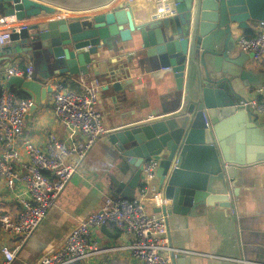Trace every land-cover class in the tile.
Returning <instances> with one entry per match:
<instances>
[{
  "label": "water",
  "instance_id": "1",
  "mask_svg": "<svg viewBox=\"0 0 264 264\" xmlns=\"http://www.w3.org/2000/svg\"><path fill=\"white\" fill-rule=\"evenodd\" d=\"M113 1L0 0V21L14 24L56 15L58 9H95ZM175 1L174 16L141 26L128 7L118 6L87 18L25 24L19 32L13 28V46L0 44V64L22 53L41 63L43 70L33 80L13 76L7 83L8 89L15 86L31 98L32 110L53 93L52 77L89 76L90 65L98 64L102 49L123 54L131 43L141 52L140 68L159 74L169 85L171 111L109 134L119 151V173L111 179L110 197L134 198L145 163L158 158L155 177L162 203L153 213L165 216L168 226L170 216L189 215L200 207L227 213L240 195L243 172L254 162L245 160L241 149L233 155L224 130L246 131L252 138L264 134V123L246 105L245 94L250 85L261 87L264 81L249 80L243 56L248 54L232 57L234 27L246 31L250 22H264V0ZM93 73L97 75L96 70ZM114 88L121 90V83ZM171 257L175 264L185 258Z\"/></svg>",
  "mask_w": 264,
  "mask_h": 264
},
{
  "label": "crops",
  "instance_id": "2",
  "mask_svg": "<svg viewBox=\"0 0 264 264\" xmlns=\"http://www.w3.org/2000/svg\"><path fill=\"white\" fill-rule=\"evenodd\" d=\"M118 6L128 7L133 14L136 25L141 26L155 19L156 7L148 0H114L109 6L88 10L69 11L58 9L56 15H43L24 22L11 23L7 19L0 21V33L8 32L22 25H35L60 18L81 19L104 13ZM256 22H250L249 29L244 31L234 27V37L239 34L253 35ZM5 46L13 45L7 43ZM127 50L116 53L109 49H102L99 62L90 65L87 77L79 75L57 76L71 82L72 88L79 90L81 82L101 87L98 109L102 114L103 123L109 134L120 129L155 121L170 115L173 98L169 85L164 77L140 68V51L129 43ZM235 48L232 57L242 55ZM140 55V56H139ZM244 69L250 73L249 80L253 83L264 81V67L245 54ZM0 67V87L13 92L18 100L29 99L17 87L7 88L10 78L7 69L11 66L20 68H34V75L43 70L40 62H36L28 54H18L9 61H3ZM97 71V75L93 72ZM127 73V71H129ZM161 70L160 73H163ZM55 78V77H52ZM51 80V79H50ZM49 80V84L51 81ZM116 82L121 83L122 89L114 88ZM51 85V84H50ZM257 85H250L246 91L248 99L254 96ZM29 110L24 125L23 138L30 140L40 148L54 139L67 145L83 141L84 137L73 127L62 122L53 110V93L47 96L46 102L35 109ZM169 113V114H166ZM264 123V119L260 118ZM240 131V130H239ZM225 129V140L233 155L242 150L245 160L254 162L243 172L240 181V195L234 199L232 208L225 213L221 208L213 210L200 207L189 215H172L169 221L170 242L174 249H183L194 253L185 256L178 264H264V134L260 138L250 136L246 131L232 133ZM109 134L100 138L89 153L82 166L75 157L65 159V164L77 166V173L59 197L56 206L39 227L33 237L21 248L13 264H38L47 253L59 249L63 240L80 222L98 211L104 200L110 197L109 186L111 179L118 175L119 151L109 140ZM0 140V153L4 150ZM23 161L27 157L24 149H20ZM158 161L159 159L156 158ZM143 179L141 180V183ZM141 185V184H140ZM150 198L155 200V207L161 206L158 195L157 179L148 182ZM138 191V189H137ZM137 193V192H136ZM161 195V194H160ZM26 197L25 185L18 181L13 187H8L4 180L0 184V217L9 215L18 219L22 207L19 199ZM152 202V200L150 201ZM170 203V202H169ZM114 227V226H113ZM112 225L92 231V236L100 249H106L82 264H140L133 260L131 253L125 247L132 242V238L115 231ZM2 244L16 248L18 242L0 232V247ZM2 256L0 255V260Z\"/></svg>",
  "mask_w": 264,
  "mask_h": 264
},
{
  "label": "built area",
  "instance_id": "3",
  "mask_svg": "<svg viewBox=\"0 0 264 264\" xmlns=\"http://www.w3.org/2000/svg\"><path fill=\"white\" fill-rule=\"evenodd\" d=\"M156 7L155 19L169 18L176 14L175 0H148ZM129 3L134 0H128ZM16 29L19 32L18 28ZM12 30L0 34V44L10 42ZM236 48L248 54L264 67V22H258L253 35L239 34L235 37ZM8 78L13 76L34 79V68L11 66ZM53 89V110L67 125L78 130L84 137L73 145L60 140H50L40 148L23 138L26 117L31 107L29 99L18 100L15 94L0 87V140L4 150L0 153V184L5 180L8 187L18 181L26 187V197L19 199L22 212L18 219L9 215L0 217V232L18 242L12 249L7 244L0 247V264H13L21 248L33 237L39 227L56 206L61 194L77 173L78 167L65 164V159L75 157L79 166L85 162L98 140L109 134L98 109L101 87L81 82L79 90L62 77L51 78ZM251 109L264 119V84L254 89V96L248 99ZM24 149L26 161L22 160L20 149ZM159 161L148 160L143 169L140 187L134 198H106L101 208L80 222L63 240V245L45 254L38 264L84 263L105 252L95 243L92 231L112 225L119 232L132 238L126 246L133 260L140 264H175L174 256H194L183 249H174L170 242L169 226L165 216L149 212L155 200L151 199L148 182L155 180ZM161 197L160 194L154 198ZM152 200V202H150ZM149 202V203H148Z\"/></svg>",
  "mask_w": 264,
  "mask_h": 264
},
{
  "label": "trees",
  "instance_id": "4",
  "mask_svg": "<svg viewBox=\"0 0 264 264\" xmlns=\"http://www.w3.org/2000/svg\"><path fill=\"white\" fill-rule=\"evenodd\" d=\"M247 35V34H246ZM247 36H250V35H247ZM113 227V226H112ZM114 228V227H113ZM116 229V228H114ZM115 231H118V230H115ZM119 232V231H118ZM120 233V232H119ZM75 264H82V263H75Z\"/></svg>",
  "mask_w": 264,
  "mask_h": 264
}]
</instances>
